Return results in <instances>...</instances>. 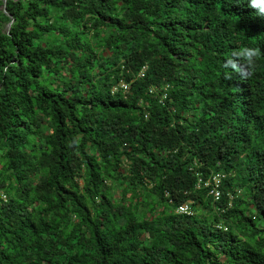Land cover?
<instances>
[{"label":"trees","instance_id":"trees-1","mask_svg":"<svg viewBox=\"0 0 264 264\" xmlns=\"http://www.w3.org/2000/svg\"><path fill=\"white\" fill-rule=\"evenodd\" d=\"M262 7L0 0V264H264Z\"/></svg>","mask_w":264,"mask_h":264},{"label":"built area","instance_id":"built-area-1","mask_svg":"<svg viewBox=\"0 0 264 264\" xmlns=\"http://www.w3.org/2000/svg\"><path fill=\"white\" fill-rule=\"evenodd\" d=\"M142 75H143V72L141 71L140 76H142ZM120 86L123 89L128 88V85L125 83H121ZM224 177H225V174H223V173H214L211 175L210 178L206 179L204 182L201 180V178H199L198 185L202 184V182H203V184L206 187H209L208 193L212 196V198L214 200H218L221 196L220 185H221L222 179ZM0 198L2 200H6L7 197L3 192L0 191ZM176 211L178 213L191 214L192 211H191V207H190V201L179 204L176 208Z\"/></svg>","mask_w":264,"mask_h":264},{"label":"clouds","instance_id":"clouds-1","mask_svg":"<svg viewBox=\"0 0 264 264\" xmlns=\"http://www.w3.org/2000/svg\"><path fill=\"white\" fill-rule=\"evenodd\" d=\"M256 3H257V0H252V6L253 7H256ZM258 14L264 15V7L258 9ZM234 55L235 56H238V57L244 58L247 61V63L249 65H251L258 58V55L259 54H258V52H257L256 49L245 47L240 52L235 53ZM225 65L227 67H231L234 70L240 72V68L238 67V65L232 59L227 60L225 62ZM241 75L244 76L246 74L243 73V72H241Z\"/></svg>","mask_w":264,"mask_h":264},{"label":"water","instance_id":"water-1","mask_svg":"<svg viewBox=\"0 0 264 264\" xmlns=\"http://www.w3.org/2000/svg\"><path fill=\"white\" fill-rule=\"evenodd\" d=\"M2 2H3V9H4V11H5V4H6V0H2ZM7 15H8V17H10L11 18V20L7 23V26H6V28H7V30L9 29V27H10V25H11V23H12V15L11 14H9V13H7Z\"/></svg>","mask_w":264,"mask_h":264}]
</instances>
